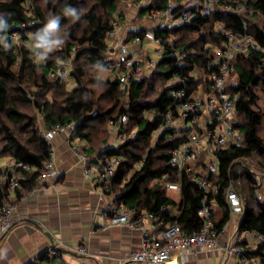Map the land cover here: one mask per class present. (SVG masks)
I'll list each match as a JSON object with an SVG mask.
<instances>
[{
    "label": "trees",
    "instance_id": "trees-1",
    "mask_svg": "<svg viewBox=\"0 0 264 264\" xmlns=\"http://www.w3.org/2000/svg\"><path fill=\"white\" fill-rule=\"evenodd\" d=\"M238 1L247 3L246 12L235 14L224 8L225 4ZM121 2L0 0V15L8 18L10 23L8 35L15 31L34 33L46 23L48 14L53 13L61 15V33L66 39L64 47L49 53V58L41 64L34 62L32 39L25 37L30 43L28 47L12 44L5 50L0 45V157L29 165L15 190V199L7 191V182L0 179V209L5 202L16 203L25 193L32 191L45 170V164L51 159V144L42 136L38 124L40 114L44 126L49 129L73 124L72 138L88 142L91 145L88 147L90 154L97 151L92 146L94 141H98L96 137L110 134L109 121L127 114L129 122L124 132L130 134L136 130V138L110 147V140L105 136L100 143L104 146L97 153L101 162L113 156L123 158L111 177L109 191L117 192V202H122L137 213L153 212L157 221L164 224L177 221L187 232L199 230L202 221L198 209L204 192L187 173L178 175L177 170L169 164L171 151L183 139L172 129H165L157 135L156 132L163 115L175 107L176 100L170 95L168 84L175 75L179 74L188 81L189 92L197 91L201 82L208 81V78L204 81L203 75L205 72L208 76L210 72L207 62L212 59L213 51L205 46L223 44L225 34L214 30L216 24L222 23L227 31L250 35L260 50L240 53L231 63L233 83L227 87V91L238 96V126L245 136V142L241 147L231 146L218 153L219 175L216 183L219 192L214 197L222 214L216 219L214 211L213 220L218 231L229 220L231 209L226 193L233 184L242 198L245 211L240 231L264 234V202L257 197L259 177L246 164L247 160H254L264 169V112L260 104L264 93V0H217L210 14H196L189 22L173 29H156V35L165 39L171 37L176 47L190 51L187 67H179L171 52H167L151 74L132 81L128 90L121 89L117 71L108 69L110 55L107 52V35L113 28L114 16ZM167 2L159 0L141 9V18L151 10L164 8ZM65 4L77 8L81 13L78 20L63 16ZM29 23L34 25L29 26ZM21 25L26 27L19 28ZM145 30L128 32L127 41L137 35L143 36ZM69 61L72 65L69 77L74 79L72 88L68 87L67 79L51 76L53 70L60 65L65 67ZM194 65L202 68L203 74L199 79L190 75ZM86 66L102 69L108 78L101 85L102 79L90 77ZM26 76L34 78L37 90L23 86ZM98 83L102 90L97 95L92 85ZM50 91H54L53 100L47 96ZM59 98L62 102H59L61 107L58 108ZM101 162L98 164L102 165ZM163 175L181 184L179 201L169 196L168 189L160 181ZM243 249L247 258L264 264V242L259 243L255 251ZM30 264L67 263L59 251L49 250Z\"/></svg>",
    "mask_w": 264,
    "mask_h": 264
},
{
    "label": "built area",
    "instance_id": "built-area-1",
    "mask_svg": "<svg viewBox=\"0 0 264 264\" xmlns=\"http://www.w3.org/2000/svg\"><path fill=\"white\" fill-rule=\"evenodd\" d=\"M159 0H122L137 10H140L158 2ZM217 0H168L166 6L160 10H151L144 15L147 21L139 25L141 29H146L143 36H135L131 41H127L130 27L124 24L121 13H116L113 20V28L107 35V52L110 55L108 69L117 71V78L121 89L128 90L132 81L141 80L151 74L159 64L163 55L171 52L175 63L183 68L187 67V59L190 51L175 46V42L170 37L156 35V29H173L186 22H189L196 14H210L215 9ZM224 8L235 14H242L248 10L246 2L238 1L235 4H225ZM148 23V24H147ZM32 23H29V26ZM143 26V27H141ZM21 25L19 28H24ZM217 33H224L225 40L222 45H206V49H212L213 57L207 62L208 76L203 75L204 81L198 85L197 91L189 92L188 81L179 74L169 81L170 95L176 100L175 107L168 110L162 117L156 135L165 130L176 131L177 136L183 141L171 151L169 164L178 175L187 173L191 180L204 192L200 202L198 215L202 225L199 230L193 232L185 231L177 221L164 224L157 221L153 212H140L127 207L122 202L116 203L107 213L106 219L109 225H126L132 229L142 232V245L139 249L130 253L128 260L137 264H178V259L174 252H179L181 259L193 252L196 248H206L214 250L220 248L218 241L219 232L213 220V212L218 203L214 195L219 192L216 183L219 175L218 153L231 146L241 147L244 145L245 136L238 126L237 117V95L227 91V87L233 83L231 78L232 61L240 53H248L250 50H260V46L248 34H237L225 29L224 24L218 23L214 28ZM9 36L10 45L17 38L24 37V33L15 31ZM8 38V37H7ZM26 43L27 40L25 41ZM148 44H154L155 49L146 58H141L140 54L146 49ZM71 72L67 67L58 66L51 72V76L56 79H67ZM203 74L199 65H194L190 70V75L199 79ZM40 119L42 115L40 114ZM129 122L127 114L121 115L109 121V133L113 140L110 147L134 139L137 136L136 130L130 134L124 132ZM75 126L68 124L65 126H55L52 129L41 127V134L45 140L51 144V159L45 164L44 172L39 176L38 185L32 191L42 190L43 183L56 177L59 170L55 163V148L53 140L56 135L65 132L67 142L75 148L77 154L87 164L85 173L91 176L93 172H98L99 182L104 191L110 190L111 177L114 175L117 166L123 158L111 157L101 162L97 154H88L80 146H76L72 139ZM95 167L88 164H98ZM29 169V165L23 161L11 160L7 164L0 165V179L7 182V191L13 195L20 184L23 172ZM253 169V168H252ZM259 177V186L264 190V169L260 166L253 169ZM198 173V174H197ZM161 183L168 190H181V184L169 180L167 175H163ZM41 183V184H40ZM227 203L231 210L242 207V198L235 186L232 184L227 189ZM257 197L262 200L261 192ZM16 204L5 202L0 209V240L11 229L13 224V214ZM252 238L251 245L257 246L264 242V234L250 232ZM254 239V241H253ZM58 248V245L55 249ZM227 251H235L239 258L238 264H263L253 261L244 254L241 247H224ZM81 255H88L86 247L77 249Z\"/></svg>",
    "mask_w": 264,
    "mask_h": 264
},
{
    "label": "crops",
    "instance_id": "crops-1",
    "mask_svg": "<svg viewBox=\"0 0 264 264\" xmlns=\"http://www.w3.org/2000/svg\"><path fill=\"white\" fill-rule=\"evenodd\" d=\"M139 18L132 12L124 24L136 31L142 24ZM39 121L40 127H45L43 120ZM53 146L59 174L44 182L42 190L27 192L15 203L12 227L0 240V264H30L49 250L59 251L67 264H137L128 258L141 247L142 232L126 225L107 224V213L118 203V193L103 190L97 171L87 176V164L67 142L65 132L55 136ZM86 152L90 154V150ZM258 192L264 202L261 188ZM168 194L177 201L181 198V190H168ZM11 198L15 199V195ZM215 213L218 219L222 209L217 206ZM244 215L243 207L230 211L218 235L220 248H196L185 259L174 252L178 264H238L235 251H227L225 246L252 251L257 247L250 244V232L240 231ZM81 246L88 249V255L77 252Z\"/></svg>",
    "mask_w": 264,
    "mask_h": 264
},
{
    "label": "rangeland",
    "instance_id": "rangeland-1",
    "mask_svg": "<svg viewBox=\"0 0 264 264\" xmlns=\"http://www.w3.org/2000/svg\"><path fill=\"white\" fill-rule=\"evenodd\" d=\"M44 1V0H43ZM119 12H122V16L124 17L123 19H122V21L124 22L125 21V19L128 17V16H130V14L133 12V14H134V16L135 17H137L138 15H137V10H136V8H134L133 6H131V5H129V4H127V3H124V2H121V4H120V6H119V11L117 12V13H119ZM140 22H145V21H147V17H144V18H139L138 19ZM31 25H34L33 23L31 24ZM30 25V26H31ZM62 32V31H61ZM32 34H33V32H31V31H24V37H22V38H17V39H15L14 40V42H13V44L14 45H16L17 47H20V46H30V43L28 42V43H26L25 41H26V39H25V37L26 38H28L29 40L31 39V36H32ZM61 35H62V33H61ZM63 37H64V35H62ZM65 41H66V39H65V37H64V44L60 47V48H62V47H64V45H65ZM155 49V45L154 44H148L147 45V47H146V49L145 50H143V52H141V54H140V57L141 58H146L147 56H149L150 55V53L152 54V51ZM58 49H54L51 53H55L56 51H57ZM58 54V53H57ZM56 54V55H57ZM65 67H67L68 68V70H69V72H71L72 71V65H71V63H70V61L69 62H66L65 63ZM89 67H91V66H86L85 68L86 69H88V72H89V74H91V76L90 77H93V76H97L98 78H100V79H102L101 80V85H102V83H104V81L108 78V74L107 73H105V71H103L102 69L100 70L99 68L97 69V68H94V67H91V68H89ZM162 68H159V70H161ZM16 70H18V67H16ZM67 83H68V87L69 88H72V87H74V79L73 78H71V77H69V78H67ZM101 85L98 83V84H93L92 86H93V88H94V90H95V92H96V94L98 95V94H100V92H101ZM23 86H25L26 88H28L29 90H37L38 88L35 86V84H34V78H31V77H28V76H26L25 78H24V85ZM47 96L51 99V100H53L54 99V97H55V95H54V91H50V92H48L47 93ZM262 99L263 100H260V104L262 105V111L264 112V93H263V95H262ZM59 102H62L61 101V98H59V101H58V103ZM59 107H61V104L59 103V105H58V108ZM38 124L40 125V121H39V118H38ZM100 133V132H99ZM96 134H94V136H95ZM101 135V134H100ZM98 136V137H96L97 139H98V141L96 142V141H94V145L92 144V146H94V148H96V149H94V150H99L100 149V147H103L104 146V144L103 145H100V143L102 142V140L105 138V134H102L101 136ZM110 135V134H109ZM108 135V133H107V136L106 137H108L109 138V143L110 142H112V140H113V137H112V135H110L109 136ZM93 136V137H94ZM102 138V139H101ZM73 139V141H74V144H77L76 146H80V147H82L84 150H89V146H91V145H88L87 143L88 142H86V141H84V140H82L81 138H72ZM97 139H95V140H97ZM88 148V149H87ZM11 160L9 159V158H6V157H0V165H4V164H7L8 162H10ZM246 164L247 165H249L251 168H256V167H258V165H257V163L254 161V160H247L246 161ZM262 190V193H264V190L263 189H261ZM174 195V194H173ZM175 196V195H174Z\"/></svg>",
    "mask_w": 264,
    "mask_h": 264
},
{
    "label": "clouds",
    "instance_id": "clouds-1",
    "mask_svg": "<svg viewBox=\"0 0 264 264\" xmlns=\"http://www.w3.org/2000/svg\"><path fill=\"white\" fill-rule=\"evenodd\" d=\"M63 16L78 20L81 13L77 8L65 4L62 8ZM10 27L8 18L0 15V45L7 50L11 47L5 33ZM33 41V59L37 64L44 63L49 58V53L60 48L64 44V37L61 35V15L49 13L46 23L31 36Z\"/></svg>",
    "mask_w": 264,
    "mask_h": 264
}]
</instances>
